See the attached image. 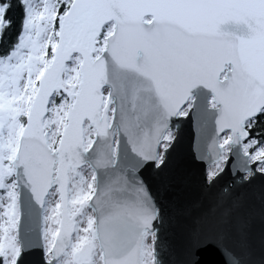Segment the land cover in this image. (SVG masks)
I'll use <instances>...</instances> for the list:
<instances>
[{"label":"snow or ice","instance_id":"snow-or-ice-1","mask_svg":"<svg viewBox=\"0 0 264 264\" xmlns=\"http://www.w3.org/2000/svg\"><path fill=\"white\" fill-rule=\"evenodd\" d=\"M0 264H264V0H0Z\"/></svg>","mask_w":264,"mask_h":264}]
</instances>
